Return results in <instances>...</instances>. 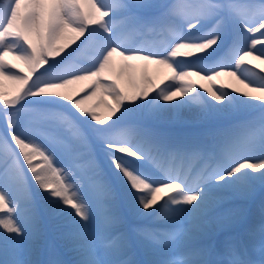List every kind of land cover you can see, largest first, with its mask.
Segmentation results:
<instances>
[{"label":"snow or ice","instance_id":"snow-or-ice-1","mask_svg":"<svg viewBox=\"0 0 264 264\" xmlns=\"http://www.w3.org/2000/svg\"><path fill=\"white\" fill-rule=\"evenodd\" d=\"M143 33L175 39L137 46ZM249 57L264 64V0H3L0 264H264V205L258 245L190 244L231 230L246 208L215 210L264 190V68ZM152 66L176 83L161 87ZM223 76L247 90L216 87ZM77 85L90 91L74 98ZM244 102L260 115L240 132L230 122ZM194 103V124L207 127L174 130ZM56 151L81 170L79 184Z\"/></svg>","mask_w":264,"mask_h":264},{"label":"rangeland","instance_id":"rangeland-1","mask_svg":"<svg viewBox=\"0 0 264 264\" xmlns=\"http://www.w3.org/2000/svg\"><path fill=\"white\" fill-rule=\"evenodd\" d=\"M2 2H3V0H0V3H2ZM105 2L106 3H110V2H114V0H105ZM140 36H141V34H136V35L132 36V39H133L134 43L137 46H139L141 44H151V45H155L156 46V43H155L156 41L155 42L151 41L153 35L149 34V36L146 37V39L144 38V39H141V40L139 39ZM167 37H169V39L167 40V39L163 38L162 41L165 42V43H159L157 45V47L164 46L170 40L175 39V37H173L171 34H169ZM73 47H75V45H73ZM257 47L259 48L261 46H257ZM69 50H71V49H69ZM194 55H199V54H194ZM87 58H88V56L84 55V59L87 60ZM9 59H11V58H9ZM118 59L119 58H117V60ZM176 59L179 60V59H184V58H176ZM16 63H19V62H16ZM135 63H142V62H139L138 61V62H135ZM209 63H211V62H209ZM246 66L253 67L257 71L260 68H264V64H261L260 60L255 59L253 57H249L248 58V61H247ZM152 72H153L154 75H157L158 76V78H159L158 79V82H160V84L162 82H164V84L161 87L167 86L168 83H176L174 81H170V80L167 79V77H169L171 75V73L166 68L158 67V66H152ZM262 74H264V73H262ZM193 79H196L197 80V86H199V84H202L203 83L207 87H211V85H207L206 81L199 80L198 77H193ZM222 83L223 84H228V85H230L232 87H239V88L243 89V86L242 85L238 84L233 78L228 77V76L221 77L219 81L215 82V86L216 87H221V84ZM3 85H4V90L5 91H11L12 88H13V85L10 82L6 81V80L3 82ZM74 87H76L78 89H80V88L84 89L83 91L78 92V94L74 97V98H77V99L80 96H82V95H87L88 92L90 91V89H88L86 86H83V85H77V86H74ZM243 90H247V89H243ZM151 95H155V93H151L150 94V97H151ZM253 95H257V94L256 93H253ZM177 99H180V97H178ZM90 103L94 104V103H96V101L94 100V101H91ZM198 108H199V105L196 104V103H194L192 105V108L191 109L185 110V111H183L180 114L181 120L188 122L185 125H187V126H196L194 124V122L197 120ZM247 108H251L252 109L250 102H244L241 105V107H240V112L246 110ZM99 111L100 112H103L104 110L103 109H100ZM24 118L25 117L23 116V122H24ZM165 119H166L167 122H174L175 117H174V115L172 113H169V114H167V116H166ZM0 124H2L3 126L5 124V120H4L3 117H0ZM2 125L0 126V130H2ZM176 125L177 126L174 129L176 131H194V129H192L190 127H186L185 129H180V128H178L180 125H178V124H176ZM201 126L204 127V125H201ZM203 127H201V128H203ZM237 131L243 132V129L240 128V129H237ZM35 139L39 143H41L43 146L49 147V150H52L50 148V146H49L48 141L45 140L43 137H41V138L35 137ZM3 155H4L3 148L0 147V160L3 159ZM54 158H55V164H56V166L63 169L64 174L67 177V179L70 182H72L73 184H79L80 183V180H81L82 172H81V170L76 169L75 167H73L72 162L70 161L69 157L66 156V155H63L59 151H56V152H54ZM34 163L39 164L40 163L39 158H37V160H35ZM24 168H25L26 174H28L30 176V173L27 172V166L26 165H24ZM260 201H262V203H263L262 205H264V190H261L259 187H257L256 190H255V192H254V194L251 196L250 199H248L246 201L232 200L230 203H227V204L223 205L220 209L215 210L216 212H220V211H223V208H227V207H231V206H235V205H243L246 208V213L244 214L242 220L238 224H236L231 230L225 231V232H219V233H217L215 235H212V236H210V238H209L208 241H202L201 243L195 244L194 247H196V248L210 247L211 244H214L215 245V241L217 240L216 243L220 246V248H222L224 245L221 244V243L223 241H225V239H227V238H229L232 235L237 234V233L239 235V238H241V241L242 240L245 241L246 246L252 247L254 244L255 245H258L259 242H260V239H261V234L259 232L260 222L259 221H256L257 217L255 215L260 214V216H261L262 205H261ZM251 221H256L258 223V225L256 224L254 226V228L253 227L251 228V231H255L256 234H254L252 236V238H250L249 240H247V238L245 237V236H248V234L245 233L247 231L246 230L243 231V229H241V230H238V229L241 228L242 225L244 226V224L246 222L248 224ZM144 223H147V222H144ZM160 223H164L165 226H162V227H164L166 229H169L170 228V225H169V223L167 221V218L162 219L160 221ZM237 243L241 244L240 241H238ZM200 244H201V246H200ZM62 248L65 249L64 247H62ZM217 250L220 252V251L223 250V248L222 249H217ZM69 255L72 257V254L71 253H69ZM175 255L178 256L179 254L176 253Z\"/></svg>","mask_w":264,"mask_h":264},{"label":"trees","instance_id":"trees-1","mask_svg":"<svg viewBox=\"0 0 264 264\" xmlns=\"http://www.w3.org/2000/svg\"><path fill=\"white\" fill-rule=\"evenodd\" d=\"M149 36V34H146L145 37ZM156 38H158L157 40L160 41V37H157L155 36ZM235 37L234 36H231L230 35V38H229V46H231V43H232V40L234 39ZM86 54H89L91 55L92 53L89 52V53H86ZM86 61V60H85ZM164 81V80H163ZM164 84V82H162L160 84V86H162ZM259 110L257 109H251V108H247L246 110L240 112L234 119V122H230V125L232 126H236V130L237 129H240V127H238L239 125L243 124L245 121H248V120H255L258 122V119H259ZM17 122L21 123L22 122V115H19L17 117L14 118ZM177 125L174 126V129L176 128ZM186 127H190L192 129H194V131H197V130H200L201 125L199 126H187V125H184L183 127L179 126L178 128L180 129H185ZM204 127H207V125H204Z\"/></svg>","mask_w":264,"mask_h":264},{"label":"bare ground","instance_id":"bare-ground-1","mask_svg":"<svg viewBox=\"0 0 264 264\" xmlns=\"http://www.w3.org/2000/svg\"><path fill=\"white\" fill-rule=\"evenodd\" d=\"M6 85H7V84H6ZM199 238H201V237H199ZM199 238H197V239H199ZM191 246H193V247H194L195 245H191Z\"/></svg>","mask_w":264,"mask_h":264}]
</instances>
